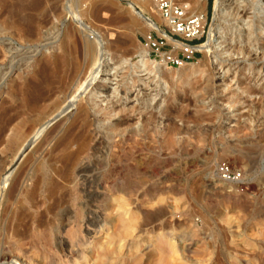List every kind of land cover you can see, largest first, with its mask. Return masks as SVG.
<instances>
[{
  "label": "rangeland",
  "instance_id": "374dc122",
  "mask_svg": "<svg viewBox=\"0 0 264 264\" xmlns=\"http://www.w3.org/2000/svg\"><path fill=\"white\" fill-rule=\"evenodd\" d=\"M5 1L0 0V38L14 41L5 49L14 58L0 59V111L8 110L9 128L22 130L30 122L26 117H34L22 112L24 84L39 62L59 55L67 30L71 39L65 45L73 56L58 67L54 80L55 86L65 84L67 96L56 94L54 100L68 99L89 73L84 37L69 10L79 12L84 24L103 37L112 64L111 74L100 71L62 116L39 122L36 129L49 124L13 163V145L7 142L12 131L1 136L0 171L11 172L6 183L4 176L0 179V194L5 190L7 199L0 207L2 233L6 238L15 231L36 237L24 253L27 261L264 264V1L258 0L252 10L247 0H222L217 14L212 0L208 16L205 0L208 20L201 44L216 13L222 22L218 48L207 55L199 49L197 60L179 70L188 71L185 82L166 79L160 90L152 76L144 72L135 77L125 68L146 48L144 28L131 19L134 11L146 8L150 13L144 16L163 24L152 0H92L94 8L110 6L111 13L101 10L99 17L88 10L89 1L59 0L53 8L54 0H46L53 8L48 10L51 18L31 42L5 30L3 21L12 16L3 10ZM175 1L200 7L199 0ZM108 17H113L111 23H105ZM129 80L133 84L127 88ZM91 90L108 115L91 106ZM62 103L60 107L66 100ZM65 141L68 152L85 145L80 159L87 166L85 177L63 173L59 155ZM222 164L229 167V178L219 175ZM36 179L35 195L28 199L26 192ZM16 180L19 188L13 186ZM86 227L92 231L87 233ZM14 249L12 264H22L21 250Z\"/></svg>",
  "mask_w": 264,
  "mask_h": 264
},
{
  "label": "bare ground",
  "instance_id": "6f19581e",
  "mask_svg": "<svg viewBox=\"0 0 264 264\" xmlns=\"http://www.w3.org/2000/svg\"><path fill=\"white\" fill-rule=\"evenodd\" d=\"M70 1L72 2L73 0H67V3H70ZM75 1L80 2L81 4L89 1L88 4L90 5V7L88 10L90 11V13H92L96 17H99L98 15H100L99 12H101V10H109L110 9L109 5H106V6H103L100 8H94L92 0H75ZM152 1H153V3H155L154 0H152ZM257 1L258 0H247V5L251 6L252 10H255ZM110 2H111V0H107L108 4H110ZM145 2H146V0H145ZM199 2H200L199 8H197V5H196L197 2L196 3L193 2L192 5H190V2L181 3V4L185 5L188 8V11L192 14H195V13L205 14V9H204L205 0H199ZM50 3H53V2H50ZM222 3H223L222 0H216L214 3V10L217 14H218V12L220 13L223 10L222 9ZM52 5H53V8L56 6L59 7V0H54V3ZM3 6H4L3 10L7 11L9 16H10L9 13H11V15H12L9 20H7L8 19L7 18L3 21L5 30L7 29V31H11L10 34L13 37L15 36L14 38H17V40H20L23 42H31V41L36 40V36L39 34L40 30L43 27H45L46 24H48L49 19L51 18V17H49L50 12H48V10L52 6H50V8H48L46 5V0H7L4 2ZM69 6L70 5H68V7ZM154 6L156 8V5H154ZM95 7H97V5ZM53 8H51V9H53ZM233 10H235V9H233ZM55 11H57V10H55ZM153 12H155L156 15L161 19L157 8L153 9ZM237 12H238V10L236 9L235 13H237ZM67 13L69 15L70 20L76 22V24H78V26H79L77 28L81 29V33H82L81 35H82V37H84V43L83 44H84V48L86 51V55L89 57V61H91L90 71L87 74V76H85L83 78L82 81L77 82L78 85H77L76 89L74 90V92L72 94L70 93L68 95V97H69L68 99L67 98L66 99L57 98V100H54L53 96H55L56 94H58V95L64 94V97L67 96V95L65 96V92H66L65 84L63 85V83H60L59 85L55 86V81H54L55 78H57L58 67L61 64H63L64 62H67V57H69L70 55L73 56V54H72L73 49L71 48V46H69V49H68L67 48L68 45L67 46L65 45L66 44L65 41L67 39H69V40L71 39V33L69 30H67L64 33L63 39H61V44L59 47V49H60L59 55L58 56L51 55L49 57V59H46L44 62H42V63L39 62V64L35 67V70L32 71L31 77L29 79H26V82L24 84L26 88H23L22 98H21L20 104L23 108L22 112L24 114H26L27 116H29L30 114H34V117H26V119H28L30 121L29 124L26 127H24V129H22V130L9 128L11 120H10V117H8L6 114V112L8 110H1L0 111V139L6 130L9 129L10 131H12V133L8 136V141H7L8 143L13 145L11 152H10V155H12L14 157L13 160L11 161L12 163L15 160H18V158L20 157V155L22 154L24 149L32 142V140L35 138L34 136L36 135V132L37 133L39 131L42 132L46 128L47 123L49 124V121H51L52 119L54 120L55 118L59 117L60 115L62 116L63 113H65L68 109L71 108V106L73 105L75 100L78 98L79 94L84 93V91L87 89L88 85L90 83H92L98 77L101 64L104 62V60L107 57H109V51H108V48L104 45L103 37L100 36L97 31L92 30L90 27L88 28L86 26V24H84V22L81 20L82 16H80L79 12H76V11L72 12L71 10H69ZM110 13H111V9H110L109 14ZM143 13L148 14L150 12L146 8H138L137 11H134V17H131V19L133 21L137 20L139 22V24L142 25V27L144 28V31H145L144 35L146 36L147 35L146 31H148L149 29L158 28V24H155L151 19L144 16ZM216 13L215 14L213 13V24H211L212 26H210V28L208 30L206 41L198 46V48L200 50H202V53L204 55H207L212 49H214L218 45L219 40L222 37L221 36L222 35V31H221L222 22L220 21V18L218 16H216L217 15ZM239 13L242 14L243 13L242 10ZM9 16H7V17H9ZM108 18H110V17H108ZM221 19H223V18H221ZM112 21H113V17L110 19L106 18L105 23H111ZM160 22L162 23L163 20L161 19ZM55 37L56 36H53L52 39H54ZM50 38L51 37L48 36L46 39L48 40ZM50 42L51 41H48V43H50ZM12 43H14V41H12V40L10 41L9 38H7L6 40L4 38H0V59L2 61L6 58L7 59L10 58V60L12 58H14L13 57L14 53L8 52L5 50L6 48H9L12 45ZM17 50L18 49H16L15 51H17ZM147 52H148V48L147 49L144 48V49L138 51V53H137L138 59L136 61L138 69L134 68L132 70L130 68V66L129 67L126 66L125 67V68H127L126 74H129L128 71H130V72H133L135 77H138L139 74L141 75L142 73L145 72L149 76H152L154 78V80H153L154 85L153 86L157 87L158 90H160L161 88H165L163 86H166L165 85L166 79L177 81L180 84L185 82V77L188 74V71L179 72V70H180V68H182L183 65H186V64H183V65L179 66L178 68L171 70L170 68H168L165 65L164 62L156 61V60H153L150 57H148ZM194 64H191L190 66L193 67ZM11 69H13V68H9L8 72H5V74L9 75L11 72ZM126 76H128V75H126ZM2 79L3 78H1V80ZM161 82H162V84H161ZM166 83H168V82H166ZM132 84H133L132 81L129 80V81H127L126 87L129 88V87H131ZM166 89H167V87H166ZM97 96H99V95L97 94L96 91L91 90L89 92V98H90L91 106L93 108H95L97 112L103 113L104 116L108 115V113H110V111L103 109L101 103L95 100V98ZM155 96H156V94L154 96H151L148 99L149 104H151L154 101ZM65 100H66V103L60 107V105L63 104L62 102ZM48 117H51V118L47 123L45 122L44 124H40L38 129L35 128V126L38 125L39 122L43 121L44 119H47ZM67 144H68V141H65L64 147L62 146L63 148H65V150L62 149L63 151L61 150L62 151L61 155H59L60 159L63 160L62 162H64V165L66 167V168H64L65 170L63 173L68 174L71 171H74V173H76L77 176H80L81 178L85 177L84 171L86 170L87 166L83 162L80 161L81 155L83 154V152L85 150V145L83 143H80L79 146H77V148L75 150H73V151L71 150L68 152V151H66V148L68 147ZM1 160H2V158H0V161ZM1 171H0V179H1V177L4 176L1 180H2V183H4V182L6 183L7 181H9V177L11 175L10 174L11 172L9 171V173L8 174L5 173L6 174L5 175V174H1ZM58 171H60V169ZM2 173H3V171H2ZM61 173H59V174L63 175ZM60 177H63V176H60ZM14 183H16V185H13V186H15L16 188H19V186L21 185L20 181L17 182V180ZM37 184H38V179H36V181H35L34 188L31 189L30 191L26 192L28 194V196H27L28 199L33 198L32 196L35 195L34 193H35V190L37 189L36 188ZM54 185H56V184L54 183ZM53 188H52V190H53ZM52 190L50 191L51 193H52ZM4 191L2 192V194H0V207H1V209H2L3 203H6V200H7V199L5 200L6 195L4 196ZM10 191H12V189H10ZM10 195H12V194L10 193ZM89 196L92 197L95 195L92 192L89 194ZM56 204L57 203H55V205ZM60 205H61V203H60ZM5 209H6V207H5ZM22 216L24 217V215H22ZM2 219H3V217L0 216V264H12V261L14 262V260H12L13 258L11 255V254H13L14 248H18L21 250V252H22L21 253L22 264H30V262L27 261L28 258L26 255H24V253H26L25 252L26 249L28 247H31V245L35 242L36 237L32 236V235L31 236L24 235V232L20 233V232L15 231L14 233H10V235L6 238V235L4 233H2V231H3L2 222H1ZM87 224L90 226H93V221H91L89 219L87 221ZM40 225L42 226V224H40ZM86 231H87V233H89L92 230L90 228L86 227ZM65 251H67V250L65 249ZM69 252H70V250H69ZM51 260H53V259H51ZM163 264H169V263H163Z\"/></svg>",
  "mask_w": 264,
  "mask_h": 264
},
{
  "label": "built area",
  "instance_id": "2783aa9c",
  "mask_svg": "<svg viewBox=\"0 0 264 264\" xmlns=\"http://www.w3.org/2000/svg\"><path fill=\"white\" fill-rule=\"evenodd\" d=\"M154 2L163 24L144 37L143 46L148 48V54L164 62L167 67H179L197 60L200 40H204L206 35L208 16L192 14L185 5L175 0ZM218 173L222 178H229V167L220 165Z\"/></svg>",
  "mask_w": 264,
  "mask_h": 264
},
{
  "label": "water",
  "instance_id": "95a60500",
  "mask_svg": "<svg viewBox=\"0 0 264 264\" xmlns=\"http://www.w3.org/2000/svg\"><path fill=\"white\" fill-rule=\"evenodd\" d=\"M212 19H213V14H212ZM211 19V21H212ZM218 48V45L215 47ZM130 68L133 70L134 68L138 69V66L136 63L130 66ZM112 70V64L110 62L109 57H107L104 62L100 66V71L102 72V75H110Z\"/></svg>",
  "mask_w": 264,
  "mask_h": 264
},
{
  "label": "trees",
  "instance_id": "16d2710c",
  "mask_svg": "<svg viewBox=\"0 0 264 264\" xmlns=\"http://www.w3.org/2000/svg\"><path fill=\"white\" fill-rule=\"evenodd\" d=\"M211 1L212 0H209V2H208V16L210 15L209 13H210V8H211ZM201 41H203V38L200 40V42Z\"/></svg>",
  "mask_w": 264,
  "mask_h": 264
}]
</instances>
